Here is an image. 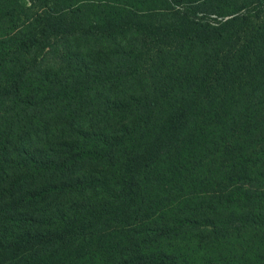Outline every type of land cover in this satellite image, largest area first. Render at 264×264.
<instances>
[{"label":"trees","instance_id":"obj_1","mask_svg":"<svg viewBox=\"0 0 264 264\" xmlns=\"http://www.w3.org/2000/svg\"><path fill=\"white\" fill-rule=\"evenodd\" d=\"M0 0V264H264V0Z\"/></svg>","mask_w":264,"mask_h":264},{"label":"rangeland","instance_id":"obj_2","mask_svg":"<svg viewBox=\"0 0 264 264\" xmlns=\"http://www.w3.org/2000/svg\"><path fill=\"white\" fill-rule=\"evenodd\" d=\"M23 4H27V1L26 0H21Z\"/></svg>","mask_w":264,"mask_h":264}]
</instances>
